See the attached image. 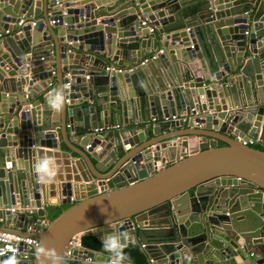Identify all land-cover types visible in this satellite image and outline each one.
Instances as JSON below:
<instances>
[{
    "label": "water",
    "instance_id": "1",
    "mask_svg": "<svg viewBox=\"0 0 264 264\" xmlns=\"http://www.w3.org/2000/svg\"><path fill=\"white\" fill-rule=\"evenodd\" d=\"M63 143L99 193L72 204L66 181L67 208L45 225L59 204L33 164ZM0 219L63 257L75 236L119 231L146 264H264V0H0Z\"/></svg>",
    "mask_w": 264,
    "mask_h": 264
},
{
    "label": "crops",
    "instance_id": "2",
    "mask_svg": "<svg viewBox=\"0 0 264 264\" xmlns=\"http://www.w3.org/2000/svg\"><path fill=\"white\" fill-rule=\"evenodd\" d=\"M81 3V2H78ZM79 5V4H78ZM77 7V6H76ZM79 7V6H78ZM36 21V20H35ZM100 21V20H99ZM144 21H149L145 19ZM52 24V22H51ZM5 52V51H4ZM67 78H69V74L65 75ZM7 78L8 75L6 76ZM56 80L54 82V85H56ZM66 87V85H65ZM67 88V87H66ZM28 87L25 88V91H28ZM52 89V87H51ZM166 121H162V123H165ZM186 128V127H185ZM68 137H69V144L72 145L73 147L86 151L85 145H87L91 140L89 135H85L82 133H74L70 128L68 129ZM192 140V141H191ZM193 140H196L198 143L197 139H190V148L197 146V144L193 143ZM222 144L220 143L219 146ZM259 145V144H255ZM63 151H57L53 149H47V148H37L40 149V153L37 155V159H39L41 156L47 154L49 156L55 157L56 163L58 164V170H57V175L54 179V181L48 185H44V188L46 192H54V197L50 198V202L59 204V206H56L52 209H60L64 208L67 206L61 205L63 199H65V194L62 189L63 183L66 181H72L73 183V195L81 198V196H86V198L90 196H94L98 193L99 188L97 187V182L96 180L90 175V173L87 170V167L85 163L79 158L78 155L70 152V150L67 148V146L63 143L62 145ZM36 149V148H35ZM125 149H127L125 147ZM177 155V154H176ZM84 192V193H83ZM83 193V194H82ZM16 208V207H15ZM49 208V209H50ZM17 209V208H16ZM48 209V215L45 220H50V210ZM40 219V218H38ZM5 224H0V226H4ZM24 226V222L21 221L20 219H15L11 223L12 228H18L20 230L21 227ZM142 247V244H140ZM253 253H255V257L250 256L248 262H253L255 260L259 259V254L257 250H254ZM130 264V263H126Z\"/></svg>",
    "mask_w": 264,
    "mask_h": 264
},
{
    "label": "clouds",
    "instance_id": "3",
    "mask_svg": "<svg viewBox=\"0 0 264 264\" xmlns=\"http://www.w3.org/2000/svg\"><path fill=\"white\" fill-rule=\"evenodd\" d=\"M66 103H68V98L64 86L57 88L48 97V106L55 113H60ZM58 167L55 157L45 154L34 162L33 171L41 184L48 185L54 181ZM126 244L127 233L111 231L103 236V249L111 254V264H123L128 259L124 252ZM0 254H3V250H0ZM35 256L37 264H63V255L55 248L43 244L37 245ZM0 264H19V261L13 254L0 261Z\"/></svg>",
    "mask_w": 264,
    "mask_h": 264
},
{
    "label": "built area",
    "instance_id": "4",
    "mask_svg": "<svg viewBox=\"0 0 264 264\" xmlns=\"http://www.w3.org/2000/svg\"><path fill=\"white\" fill-rule=\"evenodd\" d=\"M55 21H52V24H54ZM27 19H22L20 23L18 24L19 28H23L27 25ZM29 24L32 26L36 25V21L32 20L29 21ZM149 23L147 21H143V26H148ZM150 34H155V28L149 27ZM7 35H9V31L6 32ZM69 79H70V74H69ZM67 88L71 87V82H68L66 84ZM69 102V100H68ZM173 119H176V117H173ZM156 120H154L155 122ZM164 121H169V118H165ZM120 129V126L116 127H107V128H102V129H96L94 131L95 134L103 133V132H109L111 130H118ZM244 145H252L254 142L250 140L249 144L241 140ZM90 145L86 147V149H89ZM84 193V192H83ZM82 193V194H83ZM99 193V191H98ZM86 196H81V198L72 195L71 197V202L72 204L77 203L80 200L85 199ZM13 213H18L19 211H22L21 209H16L15 207L12 208L11 210ZM45 225L48 224V220H42ZM4 224V220L0 219V224ZM27 233L29 234H35L39 233V230L37 229V224L33 223L32 225L28 226ZM83 235H78L73 238V240L70 242L69 247L64 253L63 257V264H81L83 263V260L81 256H75V252H79L81 254H84L85 248L83 246ZM37 245H39L38 240L32 238L31 236H22L20 234H16L13 232H0V250H3V254H0V258L8 257L13 254L16 255L18 261H29L32 260L35 257V250ZM14 250V251H13ZM252 257H255V253L251 254ZM91 261V260H90ZM123 264H125L123 262Z\"/></svg>",
    "mask_w": 264,
    "mask_h": 264
},
{
    "label": "trees",
    "instance_id": "5",
    "mask_svg": "<svg viewBox=\"0 0 264 264\" xmlns=\"http://www.w3.org/2000/svg\"><path fill=\"white\" fill-rule=\"evenodd\" d=\"M52 208L49 209L50 220H54L55 218H57L62 213V211L66 209V207L60 209H52ZM82 242L85 248L111 256L110 253L104 251L102 243L99 241L98 238L94 236H85L83 237ZM124 252L125 255L128 257V259L124 261L125 263L146 264V258L142 253V247L140 245L130 244L128 247H125Z\"/></svg>",
    "mask_w": 264,
    "mask_h": 264
}]
</instances>
